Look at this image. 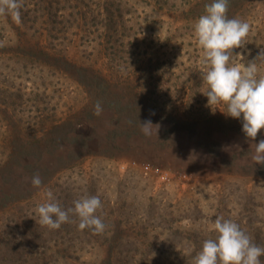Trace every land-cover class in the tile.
I'll return each instance as SVG.
<instances>
[{
	"label": "rangeland",
	"instance_id": "obj_1",
	"mask_svg": "<svg viewBox=\"0 0 264 264\" xmlns=\"http://www.w3.org/2000/svg\"><path fill=\"white\" fill-rule=\"evenodd\" d=\"M52 1L19 0V22L0 12V264H23L40 232L48 240L35 210L49 189L64 208L101 199L104 232L79 229L74 214L53 230L99 240L82 264L134 252L133 264H193L217 216L264 246V165L253 160L264 130L249 140L203 94L194 24L211 0ZM105 8L121 29L108 30ZM227 16L250 25L234 54L264 52V0H229Z\"/></svg>",
	"mask_w": 264,
	"mask_h": 264
},
{
	"label": "clouds",
	"instance_id": "obj_2",
	"mask_svg": "<svg viewBox=\"0 0 264 264\" xmlns=\"http://www.w3.org/2000/svg\"><path fill=\"white\" fill-rule=\"evenodd\" d=\"M229 0H211L205 5V12L194 24V33L198 46L203 51V63L207 70L203 76L207 97V106H223L226 117L239 120L246 138L255 141L258 133L264 130V75H260L264 52L246 60L234 49L247 44L250 25L247 21L227 16ZM19 0H0V12L11 11L15 20L20 21ZM239 56L247 62L236 64L232 58ZM260 60L261 63L257 61ZM103 107L95 105L94 115L100 116ZM151 120L140 122L145 137L153 135ZM253 160L264 165V139L255 144ZM33 187L40 188L39 175L31 179ZM102 209L98 195L85 196L74 201V206L64 208L52 190L44 193V202L36 206L39 224L50 230H58L62 225L72 222L70 215L79 219L81 230L89 229L96 234L104 232L106 225L97 212ZM215 238L206 239L202 248L193 259V264H262L264 246L253 242L251 236L232 219L215 217L212 222Z\"/></svg>",
	"mask_w": 264,
	"mask_h": 264
},
{
	"label": "trees",
	"instance_id": "obj_3",
	"mask_svg": "<svg viewBox=\"0 0 264 264\" xmlns=\"http://www.w3.org/2000/svg\"><path fill=\"white\" fill-rule=\"evenodd\" d=\"M49 4V9H51V6L55 3L52 0H47L46 2ZM105 14L107 15V19L105 20L108 22L107 26H109L108 30H111L112 24L115 25V30L119 29V23L117 24L116 19L114 17V14L111 13L110 8H105ZM51 15L49 12L47 13L46 17ZM72 16V15H69ZM44 18L45 20L49 19ZM82 19V18H81ZM35 20L32 21H26L28 23H34ZM121 29V28H120ZM34 144V143H33ZM35 145V144H34ZM41 238L33 237L34 246H31L26 254L21 253V255L16 259L17 262H21L23 264H82L80 263L81 258L78 253H81L83 249V245L87 246H98L99 247V240L94 237H78V236H72L68 238H62L58 237L55 231H51V235L49 233V236L46 237L48 240H45L42 242V244L39 243V241H42L43 237L47 234H44L40 232ZM30 241L29 238H27L23 243H21L20 247L23 246L22 250L24 251V246ZM122 241V240H121ZM201 240H195L194 242H198ZM124 242V240H123ZM122 243V242H121ZM125 243H128L126 241ZM198 244V243H197ZM112 252H110L111 254ZM133 254H127L126 253H118L116 256L112 253V256L110 255L105 263L107 264H133L132 261H134Z\"/></svg>",
	"mask_w": 264,
	"mask_h": 264
}]
</instances>
